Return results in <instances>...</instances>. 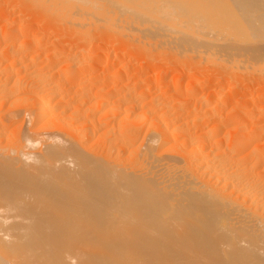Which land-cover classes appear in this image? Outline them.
Listing matches in <instances>:
<instances>
[{"label": "bare ground", "instance_id": "6f19581e", "mask_svg": "<svg viewBox=\"0 0 264 264\" xmlns=\"http://www.w3.org/2000/svg\"><path fill=\"white\" fill-rule=\"evenodd\" d=\"M225 1L0 0V264H264V0Z\"/></svg>", "mask_w": 264, "mask_h": 264}, {"label": "rangeland", "instance_id": "374dc122", "mask_svg": "<svg viewBox=\"0 0 264 264\" xmlns=\"http://www.w3.org/2000/svg\"><path fill=\"white\" fill-rule=\"evenodd\" d=\"M189 1H190V0H189ZM194 1H195V0H194ZM194 1L191 2V3H192V4H191L190 2H186V0H185L186 3H189L192 7H195L194 10H195V12H196V10L198 11V9L200 10L201 8H198V9H197L196 6H193V5H194L193 3H198L200 0H198L197 2H196V1L194 2ZM202 1H205V0H202ZM207 1H208V0H207ZM207 1L204 2V3L202 2L203 6H201V3L199 2V3L197 4V6H198V7H203V8H202V9H203L202 11H204V10L206 11L208 5H205L206 7H204V4H208L211 0H209L208 3H207ZM212 1H213V0H212ZM222 1H225V0H222ZM230 1H232V0H230ZM175 2H176V1H175ZM185 2H184V3H185ZM225 2H226V1H225ZM228 2H229V1H228ZM186 3H185V4H186ZM211 3H212V4H211ZM215 3H217V2H216V1H215V2H210L208 9H209V10L212 9L213 12H214V8H216V7H218V6L211 8L212 6L210 7V5H213V4H215ZM185 4H184V5H185ZM230 4H232V3H230ZM230 4H229L228 6H230ZM184 5H183V7H184ZM223 5L225 6V3H223ZM223 5H221V7H222ZM187 6H188V5L186 4V5H185V11H186V9H187V11H188V9H189V11L192 10V15H193V16H195V15H197V14L200 16V15L203 14V13H206L207 16H208V14H210V15L212 14V16H213V12L211 11V12H212V13H211V12L209 11L210 13H208V12H207L208 10H207L206 12H201V10H200V13H198V12H197V13H193V12H194V11H193V8L191 7V9H190V7L187 8ZM213 6H214V5H213ZM226 6H227V4H226ZM231 6H232V5H231ZM260 6H261V3H260ZM260 6H259V4H258V5H257V8L260 7ZM261 7H262V6H261ZM205 8H206V9H205ZM218 8H219V9H222V8H220V7H218ZM218 8H217V9H218ZM227 8H228V7H227ZM257 8H256V9H257ZM217 9H216L215 11H217ZM232 9H233V8H231V9L228 8V11H231ZM235 9L238 10V11L240 10V9H238V7H236ZM244 9H245V8H244ZM247 9H248V8H247ZM251 9H252V7H251ZM223 10H224V9H223ZM223 10H222V11H223ZM236 10H235V11H236ZM219 11H220V10H219ZM219 11H217V14H218ZM222 11H220V12H222ZM224 11H225V10H224ZM224 11H223V12H224ZM238 11H237L238 14H240L241 12L243 13V11H244V12H245V15H246V12H247V10H241L240 13H239ZM190 13H191V12H190ZM207 13H208V14H207ZM226 13H227V12H226ZM231 13L234 14V12H231ZM231 13L228 14V15H230V20L228 21L229 16L226 18L227 20H224V21L228 22V24H229L230 21H232L233 18L236 19V18L238 17V16L236 17V15H238L236 12H235V17H236V18H235L234 16L232 17L231 15H233V14H231ZM242 13H241L240 15H243V16H244V13H243V14H242ZM192 15H190V16H192ZM198 15H197V16H198ZM215 15H216V13L214 14V16H215ZM193 16L190 17V18H193V19H194V18L200 19L198 22L201 21V18H204V20L207 21V20H206L207 16L201 15V17H199V18H198V17H193ZM202 16H204V17H202ZM212 16H211V18L213 19L214 16H213V17H212ZM208 17H209V21H208V22H210V16H208ZM239 18H241V16H240ZM193 19H191V22H192V23H194V22H193ZM212 19H211V20H212ZM217 19H218V22H219V18H217ZM234 19H233V20H234ZM28 20H29V19H27V22H31V20H29V21H28ZM214 20H216V19H214ZM221 20H222V19H221ZM2 21H5V23H8L9 20H6V19H5V20H4V19L0 20V27H1V24L4 25V22L1 23ZM12 21H13V20H12ZM20 21H21V20H20ZM23 21L25 22L26 20L24 19ZM194 21H195V19H194ZM196 21H197V20H196ZM216 21H217V20H216ZM236 21H237V20H234V21H232V22H233V23L235 22L234 24H237L238 21H237V22H236ZM9 22H10V24H14V22L11 23V20H10ZM191 22H190V23H191ZM203 22H204V21H203ZM232 22H230V23H231L230 25L233 26L234 24H233ZM15 23H19V22H17V20H16ZM192 23H191V24H192ZM16 25H18V24H16ZM192 25H193V24H192ZM230 25H229V26H230ZM190 26H191V25H189V27H190ZM232 26H231V27H232ZM234 26L236 27V26H238V25H234ZM234 26H233V27H234ZM229 28H230V27H229ZM232 29H235V28H231V31H233ZM179 30H181V29H179ZM191 30H192V29H191ZM229 30H230V29H229ZM187 32H189V31H187ZM187 32H185V33H187ZM262 32H263V31H262ZM175 33H178V34H179V32H175ZM175 33H174V34H175ZM181 33H182V36L179 37V38H182V39L186 40V39H185L186 37L183 36V35H184L183 32H181ZM181 33H180V34H181ZM260 33H261V31H260ZM263 33H264V32H263ZM180 34H179V35H173V36H174V37L176 36L175 38L177 39V37L180 36ZM189 34H191V33H189ZM192 34H194V33H192ZM192 34H191V35H188V36H190V38H192V37L195 35V34H194V35L192 36ZM185 35H186V34H185ZM254 35H255V34H254ZM254 35H250V36H249V35H246V36H244V37H248V38H249V37L252 36L251 38H252V40H253ZM256 35L258 36L259 34L257 33ZM186 36H187V35H186ZM191 36H192V37H191ZM261 36H262V35H261ZM263 37H264V35L262 36V38H263ZM50 38H52V37H50ZM64 38H65V37H64ZM187 38H188V37H187ZM194 38H195V36H194ZM194 38L192 39V44L194 43L193 45H195V42H194V41H196V39H194ZM242 38H243V37H242ZM258 38H260V37H258ZM176 39H173V40H176ZM188 39H189V38H188ZM188 39H187V40H188ZM238 39H239V41H240V38H238ZM238 39H237V40H238ZM249 39H250V38H249ZM60 40H61V39H60ZM193 40H194V41H193ZM254 40H256V39L254 38ZM259 40H260V39H257L258 42H259ZM241 41H242V40H241ZM244 41H245V44H246V39H245ZM244 41H242V42H244ZM61 42H62V40H61ZM188 42H191V40L189 39ZM237 42H238V41H237ZM237 42H236V43H237ZM242 42H240V44H241ZM251 42H252V41H251ZM251 42H249V43H251ZM255 42H256V41H253V43H255ZM189 44H190V46H192L191 43H189ZM189 44H188V45H189ZM240 44H238V45H240ZM247 44H248V43H247ZM47 45L50 46L49 43H48ZM234 45H235V43H234ZM238 45L236 44V47H238ZM240 46H241V45H240ZM240 46H239L238 48H240ZM50 47H51V46H50ZM233 47H234V46H233ZM190 48H191V47H190ZM182 49H183V51H182ZM182 49L179 48L178 51L176 50L177 53L175 54V52H174L175 56H177L180 52L183 53V52L185 51V49H186V50L189 49V46H188L187 48H185V49H184V48H182ZM229 49H230V51L234 50L233 48H230V47L228 48V50H229ZM179 50H180V51H179ZM237 50H239V49H235V52H238ZM187 51H188L190 54H192V53H193L194 55L196 54V55L194 56L195 59L202 58V57H204L205 54H206V53H203L204 55L201 56V57L198 55V57H199V58H198V57H196V56H197V53L194 52V50L192 51V49H191V50H187ZM187 51H186V52H187ZM230 51H229V52H230ZM186 52H184V53L182 54V55H184V56H182V55H178V56L182 57V58L180 59V61H182V60H187L186 62L190 63V62L192 61V59H194V58H192V57H193V54L191 55V57H190L191 59H190V58H189L190 54L188 53V55H186V54H187ZM191 52H192V53H191ZM181 53H180V54H181ZM230 53H232V52H230ZM233 53H234V52H233ZM228 55H229V54H227L226 56H224L225 59H226V60H225V61H226L225 64H224L223 62H221L220 59H218V62L220 61V62L222 63L221 65H220V64L218 65V62H217V61H216L217 63L215 62V65H216V64H217L218 66H222V65H223V67H218L217 65H216L217 67H215V65L211 64V63H214L212 60L219 58V57H217L218 55L216 56V58H215V57L211 58V60H210V58H207L208 55H206V56H205L204 58H202V59H199V61L202 60V62H203V60H205V58L208 59L207 61H206V60L204 61V63L206 62L207 64H206V63L204 64V63L200 62V63H201V66H203L202 64H204V66H205L206 68L209 67L210 65L213 67V68H212V67L210 66V67L207 68V69L203 67V68L205 69V73H207V74L209 73L208 75H210V76H207L206 79L204 78V79H205L204 82H203L204 85L202 84V86L205 87L204 90H207V88L209 89V90L206 91L207 93H208V91H211V90L213 91V90H215V91H213V92H215V94L218 95V94H219V93H218V92H219V91H218L219 88H220V89L222 88V90L225 88L224 91H223V92H225V90H226L227 87L232 86V82H233V81H235V82H236V81H238V82H241V81H242L243 83L245 82L244 85L248 83L247 81H248L249 79L247 80V78H246V77H248V76H247V74H246L247 71L244 70V66H241V63H240V64H237L236 62H235V64H232V62H233L232 60H233V59H231V57H229L230 55H229V56H228ZM187 56H188V57H187ZM214 56H215V55H214ZM231 56H232V55H231ZM41 57H42V56H41ZM210 57H212V55H210ZM220 57H221V56H220ZM98 58H99V57H98ZM100 58H101V57H100ZM172 58L175 59L176 57H175V58L172 57ZM188 58H189V60H191L190 62L188 61ZM229 58H230L231 60H230ZM177 59H178V57H177ZM227 59H228V60H227ZM263 59H264V58H263ZM209 60H210V62H209L210 64L208 63ZM229 60L232 61L231 64H230V62L228 63ZM178 61H179V60H178ZM199 61H198V62H199ZM186 62H185V63H186ZM193 62H194V60H193ZM195 62H196V61H195ZM198 62H197V63H198ZM220 62H219V63H220ZM258 62L260 63V66L264 63V62L262 61V59H261V61H260V60L256 61L255 64H257ZM262 62H263V63H262ZM185 63H184L183 65H184V68L187 69V67H185V66L188 65V63H187V64H185ZM200 63H199V64H200ZM227 63H228V64H227ZM259 63H258V65H259ZM261 63H262V64H261ZM191 64H192V62H191ZM191 64H189V65H190V66H193V65H191ZM193 64H194V63H193ZM208 64H209V65H208ZM229 64H230V66H231V65H232V66H233V65H236V66L239 65V66H241V67L238 66L237 68H235L236 66H233V67H234V69H237V72H238V70H240V68H243L242 71L240 70L241 73H242V74H240V75H242V76L240 77V75H238V74L240 73V71H239V73H237L236 70L232 69V66H231V67H228L227 65H229ZM1 65L3 66V64H1ZM195 65H198V64L195 63ZM206 65H207V66H206ZM2 66H1V67H2ZM225 66H226L227 68H226ZM252 66H253V65H252ZM252 66H251V65L248 66V67L250 68V70L252 69L250 72H249V70H248V68H247L248 72L251 73V74H252L255 70L258 72V69L260 68V70H261V67H262V66L259 67V66L255 65V66H253V67H255V68H253ZM246 67H247V66H246ZM251 67H252V68H251ZM257 67H259V68H257ZM263 67H264V65H263ZM263 67H262V69H263ZM180 68H181V67H180ZM182 68H183V67H182ZM221 68H222V70H223L224 68H226V69H224V70H227V71H222V70H220V72H221L222 75H223L224 72H227V74H229V75H230V73H232V75H231L232 78H231L229 75H228L229 77L223 75V77H225V78H226V77H228V79L231 78L230 80L227 79L228 81H226V82H225V80L222 81V78L220 77V76H222V75H221V74L219 75V73H220V72H219V69H221ZM229 68H231V71L233 70V72H230V70H228ZM256 68H257V69H256ZM174 69H176V71H175ZM174 69H173V72L168 73V75H167L163 80L166 81L167 78L170 79L171 77H173V76L175 75V73L177 74L178 72L181 71V70L179 69V67H178V68H174ZM177 69L179 70L178 72H177ZM214 69H215V71H214ZM245 69H246V68H245ZM208 70L211 71V72H206V71H208ZM212 70H213V71H212ZM217 70H218V71H217ZM243 70H244V71H243ZM253 70H254V71H253ZM23 71H24V70H23ZM23 71H22V72H23ZM99 71H100V69H98V72H99ZM228 71H229V73H228ZM245 71H246V72H245ZM22 72H21V73H22ZM24 72H25V71H24ZM218 72H219V73H218ZM222 72H223V73H222ZM243 72H245V75H244ZM257 72H255V74L253 73L252 76H257V75L260 73V72H259V73H257ZM152 73H154V71H153ZM217 73H218L219 76L217 75ZM233 73H234V74L236 73V75H237L238 78H234L236 75L233 76V75H234ZM249 73H248V74H249ZM261 73L264 74V69H263V71L261 70ZM169 74H170V75H169ZM173 74H174V75H173ZM227 74H226V75H227ZM256 74H257V75H256ZM263 74H261V77H263V79H264V75H263ZM21 75H26V72H25V73H22ZM152 75H153V74H151V76H152ZM259 75H260V74H259ZM215 76H218V77L220 78V80L218 81V80H217L218 78L216 79ZM245 76H246V77H245ZM252 76L250 75V78H251ZM26 77H27V75H26ZM243 77H244V78H243ZM185 79H186V78H184V80H182L183 83H184V81H186ZM233 79H234V80H233ZM242 79H243L244 81H243ZM246 80H247V81H246ZM229 81H232V82H230V84H229L230 86L225 85V84L229 83ZM224 82H225V84H224L225 87L222 86ZM246 82H247V83H246ZM261 82H262V81H261ZM163 83H165V82L163 81ZM205 85H206V86H205ZM207 86H208V87H207ZM138 87H139V88H138ZM138 87H137V89H138V91H140L142 87H141V88H140V86H138ZM204 87H203V88H204ZM161 88H163V86H162ZM203 88L200 89L202 92H204V91H203ZM210 88H211V90H210ZM137 89H136V91H137ZM163 89H164V88H163ZM167 90H168V89H167ZM200 90H199L198 93H201ZM227 90H228V89H227ZM216 91H217V92H216ZM152 92H153V93H151V95L154 96V95H153V94H155L154 90H153ZM168 92H169V91H168ZM168 92H165V93H168ZM206 92H205V93H206ZM223 92H222V93H223ZM170 93H171V92H170ZM170 93L165 94V95L169 96ZM205 93H201V98H202V96H203L202 99H204V97H206V96L208 95V94L205 95ZM217 93H218V94H217ZM151 95L149 94V96H151ZM197 95H198V94H197ZM219 95H220V94H219ZM199 96H200V94H199ZM237 96H238V94H237ZM241 97H242V96H241ZM237 98H240V96L237 97ZM175 101L177 102V101H178V98H177V99L175 98ZM179 101H180V100H179ZM179 101H178V104L181 103V102H179ZM210 101H211V100H210ZM212 101H213V100H212ZM228 102H229V101H228ZM210 103H211V102H210ZM213 103H214V102L211 103L212 106L214 105ZM230 103H231V104H230ZM230 103H229V105H231V106H233V107H234V105L236 106V104H234L233 102H230ZM211 105H210V106H211ZM221 105L225 108V109H224V110H225V113L228 115V112H226V111H227L228 109H230L231 106H229L228 104H227L228 106L225 105L226 107H225L223 104H219V105H217L218 108H220V109H218L217 106H216V108L218 109L219 113H222V112L224 111V110L222 111V108H221L222 106H221ZM175 106H176V105H175ZM177 106H178V105H177ZM227 107H229V108L227 109ZM234 108H236V107H234ZM226 109H227V110H226ZM232 110H233V111H232ZM231 111H232V112H231ZM234 111H235L234 109H230L229 112H231V113H229V115L231 114L230 116H233L232 114H234V113H233ZM226 114H223V116H224V115L226 116ZM221 116H222V115H221ZM225 116H224L223 118H225ZM226 118H227V117H226ZM233 123H234V124H233ZM233 123H231L233 126H232L230 123H229L230 125L228 124V126H227V125H226V127L224 126L223 131L228 130V129H227L228 127L232 129V127L236 126V125H237L236 123H238V122H233ZM240 123H241V122H239L238 124H240ZM241 124H242V123H241ZM243 124H244V123H243ZM14 125H15V124H14ZM14 125H12V126H10V127H11V128H12V127L14 128ZM11 128H10V129H11ZM225 128H226V129H225ZM231 129H229V130H231ZM226 132H227V131H226ZM141 133H142V132H141ZM140 136H143V133H142ZM140 136H139V141H140V139H141ZM263 138H264V136L261 137L260 142L262 141ZM139 141H138V142H139ZM263 141H264V140H263ZM97 144H98V143H97ZM98 145H99V144H98ZM98 145L95 144L94 146H92V149H93V147H94L93 150H96V149L98 150V149L100 148V146H98ZM96 146H97V147H96ZM98 147H99V148H98Z\"/></svg>", "mask_w": 264, "mask_h": 264}]
</instances>
